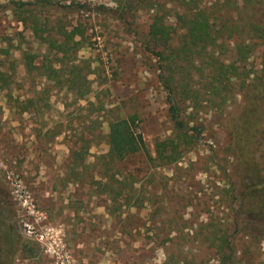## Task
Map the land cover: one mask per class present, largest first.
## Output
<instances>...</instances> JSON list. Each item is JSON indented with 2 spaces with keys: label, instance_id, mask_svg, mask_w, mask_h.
Instances as JSON below:
<instances>
[{
  "label": "rangeland",
  "instance_id": "1",
  "mask_svg": "<svg viewBox=\"0 0 264 264\" xmlns=\"http://www.w3.org/2000/svg\"><path fill=\"white\" fill-rule=\"evenodd\" d=\"M31 1L0 0V231L16 238L0 263L264 264L262 227L243 214L257 201L242 198L246 167L264 175V0H54L88 9L25 26L14 4ZM200 10L222 32L183 57L179 18ZM62 28L80 34L66 57ZM118 119L149 156L107 157Z\"/></svg>",
  "mask_w": 264,
  "mask_h": 264
},
{
  "label": "trees",
  "instance_id": "2",
  "mask_svg": "<svg viewBox=\"0 0 264 264\" xmlns=\"http://www.w3.org/2000/svg\"><path fill=\"white\" fill-rule=\"evenodd\" d=\"M71 8L88 9V7L85 5L74 4L65 6L61 5L58 2H55L54 0H35L31 2H21L19 4H14V10L16 11V13H18L20 21L25 26L26 15H28V17H30L31 19H34V22H36V18L34 16L36 11L43 12ZM179 20L183 23V26H185V34L183 35V39L189 41L187 43L186 41H184V48L180 50V53H182L183 57H189L191 56V53L194 52V50H191L189 47H187L188 44L191 45L190 47L198 46L199 43L202 46L213 44L216 38L214 33L222 32V30H215L213 25L210 23L208 15L203 10L197 11L191 18H179ZM256 29L257 28H252V31ZM59 31L63 38V42L58 45V48L61 49L63 56L66 57L69 49H71L70 47L77 46L79 44V42H73L75 36L79 34V30L77 28H73L71 31H66L62 28ZM173 33V30L164 27L163 23H160L157 20H155L150 27V36L156 43L158 42L168 44L169 40L173 38ZM2 54H4V51H1L0 55ZM156 55L163 57V54H161L160 52H158ZM24 60L25 67L28 72H32L33 70L38 68L37 66H34L33 57L26 55L24 56ZM231 71L232 70L230 66L218 68L217 74L215 75L214 79L219 81V79L223 76L227 78V73H231ZM45 72L47 77L50 78L56 71L53 70V67L47 66V68H45ZM74 73L75 70L71 69L70 74ZM0 81L2 82L0 88L4 89L7 82L6 73H0ZM171 119L174 121L177 130H182L183 124L178 120L177 111L174 106L171 107ZM133 124L134 122L128 119H118L110 122L107 143L109 147L107 157L110 158V160L122 161L139 153H145L149 156L142 135L133 130ZM234 154L238 158V160L244 163V150L237 148L235 149ZM242 198L257 201L256 207L253 206L246 209L243 214L250 219L256 220L262 227L260 232L264 233V175H262L258 170L250 168L248 166L246 167L245 172ZM15 245V235L7 227L3 228V230L0 231V256L3 253V250L10 253L9 255L12 256V254L14 253ZM4 248H6L7 250ZM6 263L10 264V262Z\"/></svg>",
  "mask_w": 264,
  "mask_h": 264
}]
</instances>
